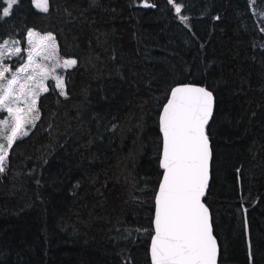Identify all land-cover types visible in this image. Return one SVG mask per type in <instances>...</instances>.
I'll use <instances>...</instances> for the list:
<instances>
[{
  "label": "trees",
  "instance_id": "trees-1",
  "mask_svg": "<svg viewBox=\"0 0 264 264\" xmlns=\"http://www.w3.org/2000/svg\"><path fill=\"white\" fill-rule=\"evenodd\" d=\"M32 2L3 17L0 0V44L51 33L77 63L8 152L0 264H152L160 113L179 84L214 98L203 201L218 264H264V0Z\"/></svg>",
  "mask_w": 264,
  "mask_h": 264
},
{
  "label": "snow or ice",
  "instance_id": "snow-or-ice-1",
  "mask_svg": "<svg viewBox=\"0 0 264 264\" xmlns=\"http://www.w3.org/2000/svg\"><path fill=\"white\" fill-rule=\"evenodd\" d=\"M17 2L7 0L2 16H9ZM169 2L173 3V0ZM34 4L39 10L48 11V0H34ZM175 11L180 13L181 8L175 6ZM28 37L32 47L27 63L18 67L10 79L5 75L11 71L10 67L0 62V111H6L11 117L10 134L9 120H0V129H3L0 139L7 142L6 145L0 143V173L5 170L13 143L28 135L26 125L34 127V121L39 119V96L49 90L44 82L49 78L55 80L61 95H66L64 80L54 74L55 68H71L77 63L74 59L59 58L51 34L38 36L29 31ZM34 37H38V41ZM7 44L8 41L0 44V61ZM21 51L20 47L11 50L17 56ZM43 52L47 53L44 59L55 61L53 68L37 63L35 57ZM213 99L212 92L203 87L183 85L172 89L163 108L160 166L164 175L155 199V234L150 249L152 264H217V241L212 234L209 210L202 202L209 180L211 152L206 126L213 113ZM29 113L34 115L26 118Z\"/></svg>",
  "mask_w": 264,
  "mask_h": 264
},
{
  "label": "rangeland",
  "instance_id": "rangeland-1",
  "mask_svg": "<svg viewBox=\"0 0 264 264\" xmlns=\"http://www.w3.org/2000/svg\"><path fill=\"white\" fill-rule=\"evenodd\" d=\"M32 3L34 4V0H33ZM5 5H6L5 7H7V3ZM34 6H35V4H34ZM36 9L39 10L38 8H36ZM29 31H33V32L37 33L38 36H46L48 34H51V33H40V32H37L35 30L29 29L27 31V35H26V41H25L26 45H25V47H21L19 42L17 43V41H15V40H9V39L7 40L8 44L6 45L5 55L3 56L2 61H0V62H2L4 65H7L8 67H10L11 71H9L8 73L5 74L6 77L9 78V79L12 77L13 73L16 72V69L18 67H22L25 63H27L28 54H29V51L31 50V47H32L29 44V42H28L29 41V37H28V32ZM33 39L38 41V37H34ZM3 42L1 44H3ZM55 42H56V40H55ZM45 43H47V42H45ZM56 45H57V42H56ZM15 47H20L21 48L22 51H21L20 56L12 54L11 50L14 49ZM46 54H47L46 52H43L40 56H36L35 59H36L37 63L47 65L49 68H53V66L55 64V61L53 59H51V58L44 59L43 56L46 55ZM58 56H59V58L61 60H69V59L62 58L59 54H58ZM65 70H66V68L57 67V68H55L54 74L64 78ZM50 82L54 83V85H55V80H53L51 78L46 80L44 83L48 87V84ZM56 88L60 92V89L58 87H56ZM42 94L43 93H41L40 96ZM37 105H38V103H37ZM14 107H15V105H14ZM21 107H23V105H21ZM32 115H34V113H29L26 118H31ZM3 119L9 120V134H10L11 117L8 116V113L6 111H0V120H3ZM35 122H36V120L34 121V124H35ZM26 128H27L28 131H30L32 126L31 125H26ZM0 131H3V129H0ZM0 143H3V144L6 145V143H7L6 139H0Z\"/></svg>",
  "mask_w": 264,
  "mask_h": 264
},
{
  "label": "water",
  "instance_id": "water-1",
  "mask_svg": "<svg viewBox=\"0 0 264 264\" xmlns=\"http://www.w3.org/2000/svg\"><path fill=\"white\" fill-rule=\"evenodd\" d=\"M183 85H187V84H179V85H175V87L183 86ZM188 85L195 86V87H202V86H200V85H195V84H188ZM175 87H173L172 89H174ZM203 88H204V87H203ZM172 89H171V91H172ZM205 89H206V88H205ZM206 90H207V89H206ZM208 91H209V90H208ZM170 95H171V92H170ZM170 95H169L168 99H166L167 101H166L165 104L163 105L162 110H161V113H160V127H161V116H162V113H163V108H164V106L167 104V102H168V100H169V98H170ZM162 136H163V133H162ZM162 139H163V138H162ZM209 147H210V142H209ZM162 150H163V145H162ZM162 150L160 151V152H161V159H162ZM210 152H211V150H210ZM210 162H211V157H210V160H209V174H210ZM162 170H163V173H162V176H161L160 182H159V184H158V187H157V189H156L155 199H156V195H157V193H158L159 186H160V183H161V181H162V179H163V175H164V169L162 168ZM209 184H210V175H209V180H208V186H207V187H209ZM207 190H208V188H206L205 193H206ZM203 197H204V196H203ZM203 197H202V202L204 203V201H203ZM154 203H155V200H154ZM204 204H205V203H204ZM205 206H206V204H205ZM206 207H207V206H206ZM207 208H208V207H207ZM208 210H209V209H208ZM155 211H156V203H155V206H154V217H153V228H152V229H154ZM209 213H210V211H209ZM209 221H210V224L212 225V222H211V215H210V214H209ZM211 228H212V234H213L214 238H216L215 235H214V233H213V227L211 226ZM154 234H155V233H154ZM154 234H153V236H154ZM153 236H152V237H153ZM216 241H217V239H216ZM149 242H150V246H149V254H148V255H150V260H151L150 249H151L152 238H151V240H150ZM217 247H218V251H219V245H218V242H217ZM218 262H219V252L217 253V264H218ZM151 263H152V260H151Z\"/></svg>",
  "mask_w": 264,
  "mask_h": 264
}]
</instances>
